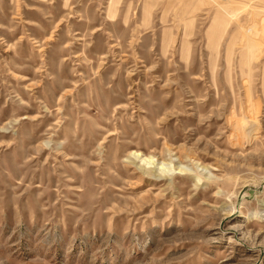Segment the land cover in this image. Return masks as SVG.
Segmentation results:
<instances>
[{
  "label": "rangeland",
  "instance_id": "1",
  "mask_svg": "<svg viewBox=\"0 0 264 264\" xmlns=\"http://www.w3.org/2000/svg\"><path fill=\"white\" fill-rule=\"evenodd\" d=\"M0 264H264V0H0Z\"/></svg>",
  "mask_w": 264,
  "mask_h": 264
},
{
  "label": "bare ground",
  "instance_id": "2",
  "mask_svg": "<svg viewBox=\"0 0 264 264\" xmlns=\"http://www.w3.org/2000/svg\"><path fill=\"white\" fill-rule=\"evenodd\" d=\"M246 4V3H245ZM243 7H249V5L248 4H246V5H244ZM254 34V33H253ZM251 38V37H250ZM257 38V37H256ZM256 38L254 37V39L256 40ZM253 39V38H252ZM252 39H250V40H252ZM254 41V40H253ZM252 41V42H253Z\"/></svg>",
  "mask_w": 264,
  "mask_h": 264
}]
</instances>
